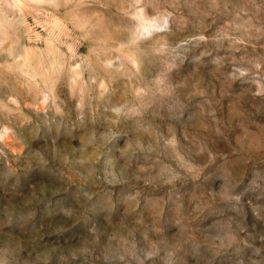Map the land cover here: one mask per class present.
<instances>
[{
	"label": "rangeland",
	"instance_id": "rangeland-1",
	"mask_svg": "<svg viewBox=\"0 0 264 264\" xmlns=\"http://www.w3.org/2000/svg\"><path fill=\"white\" fill-rule=\"evenodd\" d=\"M0 264H264V0H0Z\"/></svg>",
	"mask_w": 264,
	"mask_h": 264
}]
</instances>
